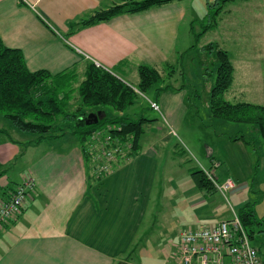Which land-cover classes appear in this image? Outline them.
I'll list each match as a JSON object with an SVG mask.
<instances>
[{
    "label": "crops",
    "instance_id": "crops-1",
    "mask_svg": "<svg viewBox=\"0 0 264 264\" xmlns=\"http://www.w3.org/2000/svg\"><path fill=\"white\" fill-rule=\"evenodd\" d=\"M183 1L121 13L69 32V23L78 16L124 0H0V39L4 45L21 51L31 71L44 69L56 74L74 70L81 79L86 63L93 62L118 75L133 76L138 82L139 64L152 65L166 74L170 65L174 66L189 48L182 49L181 41H186V35L188 38L194 34L191 21L195 18L191 13L188 16ZM251 1L260 5L258 0L242 3ZM225 6L218 15V26ZM255 10V16L260 17ZM187 21H190L188 27ZM185 27L188 34L184 35ZM262 89L258 102L264 105V87L260 86ZM181 90H168L160 95V105L172 115H182L183 108L186 109ZM166 95L173 100V107L164 100ZM237 101L252 102L245 99L230 102ZM0 129L5 131H0V163L4 166L5 162L24 159L23 170L28 173L24 179L32 178L35 182L20 213L0 229V264L176 262L178 238L184 230L175 238L172 227L162 234L157 232L161 224L152 222L150 229L149 222H145L147 215L156 209V196L162 195L159 184L155 187L159 169L154 149L142 148L106 177L91 183L90 170L75 136L65 134L33 142L35 136L13 137L12 133L18 132L9 122ZM228 141L229 146L219 150L221 159H213L211 149L209 158L210 162L216 159L219 162L214 171L221 169L216 173L221 181L225 177L234 180L230 197L239 199L238 194L249 190V174L255 173L258 162L253 160L247 148L249 144L241 139ZM22 181H0V203ZM197 190L190 193L194 195L189 200L192 205L216 192ZM251 197H246L237 207L251 201ZM262 200H254L258 217L264 216V212L257 211ZM258 253L264 264L261 248Z\"/></svg>",
    "mask_w": 264,
    "mask_h": 264
},
{
    "label": "rangeland",
    "instance_id": "rangeland-1",
    "mask_svg": "<svg viewBox=\"0 0 264 264\" xmlns=\"http://www.w3.org/2000/svg\"><path fill=\"white\" fill-rule=\"evenodd\" d=\"M258 1L260 5L252 1L242 3L243 0L227 4L225 13L220 15L222 21L219 22V26L216 24V27L207 30L200 37L197 46L187 48L179 57L174 71H171L172 78L166 79L165 82L175 86L184 85L181 96L186 109L183 108L185 111L182 115H172L160 105L161 94L155 91L158 85H153L145 92H139L135 103L127 109L134 119L139 117L148 119L143 125L141 147L143 149L151 147L157 153L159 170L155 187L157 189L159 184L162 195H158L159 199L156 196V209L150 212V216L147 215L145 222H149L150 229H152V222L161 224L158 233L164 234L172 227V232H175L172 235L176 238L182 230L213 226L222 219L230 218L238 203L251 196V201L258 198L263 199L257 211L258 213L264 212V145L262 138L258 132L252 131L253 127L249 124L225 121L211 116L209 95L215 81L218 59L215 49L204 48L208 43H216L219 47L228 49L235 72L232 85L224 94L225 99L229 101L245 99L252 101L251 103L261 104L258 101L259 96L263 94L260 86L264 87V16L261 17L264 15V0ZM183 4L187 7L188 16L191 13V16L195 18L191 21L195 31H200L203 26L211 22V17L207 13L214 7L209 6L206 0H184ZM255 9L259 11L260 17L255 16ZM189 22L187 21V27ZM185 34H188L187 28L184 29ZM184 40L186 41H181L182 49L193 44V35H188V38L186 35ZM243 69L245 73L241 74ZM119 77L131 86H137V81L133 76L127 77L119 74ZM77 96L78 94L75 93L68 107L70 110L79 104ZM151 100L157 102L159 110L150 107ZM164 100L170 107H173L174 102L169 95H166ZM101 107L109 115L116 113L108 105ZM7 122L0 115V127ZM17 132L12 133V136L19 139L35 136L27 132L18 130ZM238 135H243L249 141L247 148L253 160L258 162L255 173L249 174V190L238 194L239 199L230 197V191L223 195L217 190L201 203L196 202L194 205L189 203V200L194 197L190 193L194 194V189L196 193L198 192L190 176V169L200 167L215 173L210 164L209 150L212 151L213 159H221L219 150L227 148L228 140ZM4 167L7 171L0 177V181H5V179L13 181L21 179L22 181L28 175L23 170L24 159H20L17 163L16 160L5 162ZM222 167L226 168V165ZM219 172L221 169L216 171V173ZM217 181L221 182V180ZM257 227L263 230L264 222H260ZM263 238L262 232L256 231L251 240L253 245L261 248L262 254L264 253ZM173 246L175 247V244Z\"/></svg>",
    "mask_w": 264,
    "mask_h": 264
},
{
    "label": "trees",
    "instance_id": "trees-1",
    "mask_svg": "<svg viewBox=\"0 0 264 264\" xmlns=\"http://www.w3.org/2000/svg\"><path fill=\"white\" fill-rule=\"evenodd\" d=\"M171 1L173 0H124L106 9H97L78 16L69 23V32L109 20L121 13L137 12ZM230 1L235 0H213L208 3L209 6L214 7L207 13L211 17V22L203 26L200 31H195L191 23L194 42L189 48L197 46L200 37L207 30L216 27L219 13ZM204 48L215 49L218 59L215 81L209 95L211 116L251 125L262 138L264 145V105L226 100L224 94L232 84L234 72L230 56L227 50L216 43H208ZM174 67L175 65H170L166 74H163L152 65L139 64L137 86L133 87L121 79L115 71L87 62L80 79L74 70L56 74L44 69L31 71L27 68L21 51L4 45L0 39V115L16 130L34 134L33 142L65 134L75 136L90 170L89 182H96L139 154L142 149L140 141L144 132L143 125L148 119L144 117L134 119L127 112V109L135 103L139 92H145L153 85H158L155 88L157 94L184 88L183 84L175 87L172 83L165 82L166 79H170ZM75 93L78 94L79 104L70 110L68 107ZM104 105L110 106L116 113L109 115L101 107ZM99 110L105 112L104 118L97 123L86 124V116ZM0 131L5 132L3 129ZM238 139L249 144L243 135L232 138L233 141ZM91 145L95 147L92 148ZM115 147L122 149V152H114V158L106 160L105 153ZM218 166L217 160L214 162L211 160L213 170ZM6 171L7 169L0 163V176ZM210 174L212 178H209L203 168L190 169L195 187L206 193L217 191L212 179L220 180L216 173ZM254 206V200L247 201L235 210L250 240L254 238L256 231L264 232V229L260 230L257 227L260 222H264V216L258 217Z\"/></svg>",
    "mask_w": 264,
    "mask_h": 264
},
{
    "label": "built area",
    "instance_id": "built-area-1",
    "mask_svg": "<svg viewBox=\"0 0 264 264\" xmlns=\"http://www.w3.org/2000/svg\"><path fill=\"white\" fill-rule=\"evenodd\" d=\"M150 106L159 110V105L153 100ZM114 152L120 153L122 149L115 147L107 151L105 159L112 160ZM204 170L212 178L211 170ZM212 180L223 195L235 187L231 177L221 182ZM34 188V180L26 178L14 187L8 198L1 201L0 229L20 213L26 197ZM177 252L174 264H262L257 247L252 244L235 211L230 218L222 219L213 226L182 231L178 238Z\"/></svg>",
    "mask_w": 264,
    "mask_h": 264
},
{
    "label": "water",
    "instance_id": "water-1",
    "mask_svg": "<svg viewBox=\"0 0 264 264\" xmlns=\"http://www.w3.org/2000/svg\"><path fill=\"white\" fill-rule=\"evenodd\" d=\"M105 116V112L103 110H99L97 112H91L86 116L85 123L86 124H94L99 120L103 119ZM117 264H126L124 261H120Z\"/></svg>",
    "mask_w": 264,
    "mask_h": 264
}]
</instances>
